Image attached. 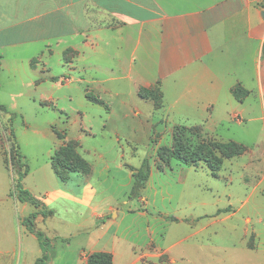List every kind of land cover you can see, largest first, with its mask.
<instances>
[{"label":"rangeland","instance_id":"obj_1","mask_svg":"<svg viewBox=\"0 0 264 264\" xmlns=\"http://www.w3.org/2000/svg\"><path fill=\"white\" fill-rule=\"evenodd\" d=\"M2 62L0 104L7 111L0 110V211L25 217L34 207L22 206L13 193L17 165L11 153L16 141L28 167L24 188L58 208L47 220H37L35 227L47 235H72L71 246L57 243L52 249L60 254L59 264L72 262V250L83 236L74 233L81 223H88L83 220L95 205H112L119 211L117 217L111 213L104 219L101 230L92 228L102 235L100 240L111 241L117 234L135 250L156 254L167 249L144 258L145 264H264L263 131L239 141L247 150L226 159L214 176L204 165L188 167L168 156L173 127L148 116L158 104L156 86L146 88V96L138 92L149 102L128 97L129 104H139L141 113L134 114L131 106L120 104L121 97L99 91L95 83L59 79L65 67L58 64L51 66V79L40 75V64L34 70L26 59L17 66L8 58ZM118 83L124 82L113 80L106 86L115 90ZM86 86L104 101L89 102ZM186 136L190 142L196 140ZM68 140L79 143L77 153L90 170L70 173L62 182L50 156ZM144 160L150 166L149 178L140 195L130 198L131 167L138 168ZM53 191L58 194L49 197ZM227 207L229 211L218 212Z\"/></svg>","mask_w":264,"mask_h":264},{"label":"crops","instance_id":"obj_2","mask_svg":"<svg viewBox=\"0 0 264 264\" xmlns=\"http://www.w3.org/2000/svg\"><path fill=\"white\" fill-rule=\"evenodd\" d=\"M5 58L13 66L26 59L34 70L40 64V75L51 79L53 64L65 67L59 79L95 83L134 114L139 104L128 100L149 102L139 89L156 85L161 98L149 117L171 127L198 125L211 139L241 143L264 135V0H0V65ZM113 80L124 83L113 90L106 86ZM236 85L249 92L241 100L232 94ZM41 201L53 214L35 223L58 211ZM111 213L119 211L89 208L88 223L74 233L83 236L70 264H87L96 251L110 252L112 264H145L165 253L129 248L117 234L100 240L93 229L101 230ZM15 215L0 211V264H34L41 247L21 223L24 216ZM46 236L45 264H59L55 245L71 246L72 235Z\"/></svg>","mask_w":264,"mask_h":264},{"label":"trees","instance_id":"obj_3","mask_svg":"<svg viewBox=\"0 0 264 264\" xmlns=\"http://www.w3.org/2000/svg\"><path fill=\"white\" fill-rule=\"evenodd\" d=\"M156 86V85H155ZM149 89L140 88L139 94L143 97L146 96ZM158 104L159 106L161 92L159 87L156 86ZM248 90L236 85L232 89L233 96L241 100L248 94ZM87 100L92 103L100 104L102 99L97 96L86 92ZM0 110L7 111L5 106L0 104ZM10 135L13 136V130L9 127ZM59 139L64 138L59 133H56ZM187 134L195 136L196 140L190 142ZM79 143L74 140H68L67 143L58 147L50 156L52 167L62 182L69 179L70 173H83L89 172L90 167L87 161L77 153ZM14 151L11 153L12 161L16 162L17 178L14 187V196L20 202H27L33 205L36 210L30 212L27 216L22 218L21 223L27 228L28 232L32 233L42 250L41 255L36 259L34 264H45L47 258V248L49 245V238L46 234L35 227V218L40 215L43 218L53 214V210L45 206V204L36 198L29 190L24 188L22 179L25 177L28 167L24 162V157L19 151V145L14 142ZM247 150V147L241 143L233 140L219 141L204 136L200 126H184L174 125L172 130V146L168 149V156L180 161L181 164L197 168L204 165L212 175L217 176L224 161L231 157L239 156ZM4 162V161H3ZM131 175L133 178L132 187L129 194L130 198L140 195L141 190L145 187L146 182L150 175V166L144 160L138 168L131 167ZM13 193L11 195H13ZM229 211V207L219 209L218 212ZM87 264H112V254L105 251L92 252L87 257Z\"/></svg>","mask_w":264,"mask_h":264}]
</instances>
